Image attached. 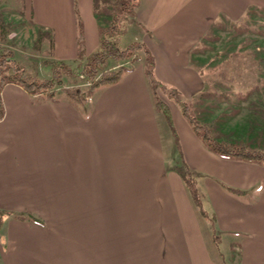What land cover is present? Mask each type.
<instances>
[{"label": "crops", "instance_id": "obj_1", "mask_svg": "<svg viewBox=\"0 0 264 264\" xmlns=\"http://www.w3.org/2000/svg\"><path fill=\"white\" fill-rule=\"evenodd\" d=\"M96 1L77 0L80 48L74 0H29L53 61L99 48ZM250 10L264 14V0H138L139 49L152 55L169 118L146 60L83 104L3 86L0 264H264V163L214 152L177 108L188 104L230 135L234 103L264 101V87L208 84L195 63L212 33ZM183 167L201 177L197 196ZM68 204L77 227L71 213L59 215Z\"/></svg>", "mask_w": 264, "mask_h": 264}, {"label": "rangeland", "instance_id": "obj_2", "mask_svg": "<svg viewBox=\"0 0 264 264\" xmlns=\"http://www.w3.org/2000/svg\"><path fill=\"white\" fill-rule=\"evenodd\" d=\"M120 1H96V11L100 16L102 26H105L116 14L121 15L125 12L124 5H121ZM28 4L29 0H0V19L9 25H7V31L9 32L6 37H4L6 33H0V45L9 47L13 51L14 57L25 66L29 73L37 75L39 78H49L52 75L55 64L52 57V41L50 34L41 33V29L34 26L33 20L28 18ZM248 18L244 17L240 21L229 22V25L221 31L212 33L214 36L213 40L216 39L215 42L209 43L211 50L200 59H195V63L204 71L205 75L203 77L208 84L230 83L264 87V17ZM120 28L123 31L120 37L122 47H126L133 42H136L139 46L142 45L138 39V26L132 17L128 15L122 17ZM1 34L4 36L2 37ZM212 48L214 52H212ZM83 57L87 58V56ZM144 60L146 59L143 49H138L137 57L130 62H125V64L129 70L141 66ZM84 62L78 60L74 63H67L72 68L80 69ZM84 81L85 79L82 78L81 73L80 75L63 76L65 86H87ZM165 92L160 87L156 89L155 96L158 108H160L161 100L163 102L168 100L165 97ZM41 94L51 99H61L63 97L68 99L65 91L61 88H57L53 95L48 92ZM253 101L234 103V108H237L234 109L236 111L233 118L234 131L232 130L230 135L223 128V131L220 128L219 131L223 136L234 140L246 139L251 145L264 147V101L260 100L259 97H256ZM177 108L184 114L181 103H178ZM162 117L161 121L163 122ZM190 117L195 121L200 120L201 122L212 118L211 116H204L203 118L197 115L194 110L191 111ZM225 130L227 129L225 128ZM177 160H180L179 157H176ZM172 164H175V159L172 160ZM178 166H182L181 161ZM183 168L186 170L185 167ZM71 174L72 172H68V175ZM186 176L191 178L193 185L191 191L194 196H197V184L201 178L200 175L197 171H193L192 176H190L189 172L186 173ZM111 197L113 198V196ZM68 212L72 214V227H77L78 214L76 206L73 204L72 213V204L66 205L65 209L59 212V215H67L66 213ZM79 238L77 233L72 232V242ZM73 250L74 244L72 246V255ZM75 258L76 256L74 260Z\"/></svg>", "mask_w": 264, "mask_h": 264}, {"label": "trees", "instance_id": "obj_3", "mask_svg": "<svg viewBox=\"0 0 264 264\" xmlns=\"http://www.w3.org/2000/svg\"><path fill=\"white\" fill-rule=\"evenodd\" d=\"M120 4L124 5L125 12L121 15L116 14L105 26L100 25V46L96 51L88 55L87 58H84L82 54L81 60L85 62L81 65L80 69L70 67L69 63L65 61H53L55 64L51 77L39 78L37 75H33L27 71L25 66L14 57L13 51L9 47L0 45V119L4 116L5 111L2 88L8 82L21 84L32 93L48 92L53 95L57 88H61L65 91L66 97L77 104L85 103L98 88L119 82L128 70L125 62H130L137 57V50L140 48L136 42L122 47L120 40L123 34L120 28L121 19L127 15L132 18L136 15L138 0H121ZM74 9L78 20V42L80 48H82L83 21L78 9L77 0H74ZM256 16L264 17V14L263 12L258 13L250 10L245 17L255 18ZM7 25L8 23L0 19V33H6L5 36L1 34L2 37L8 35L9 31L7 29L9 25ZM40 31L41 33H46L42 30ZM143 51L146 58V74L154 93H156V89L158 87L161 88L162 83L154 75V60L150 51L146 48ZM80 73L82 78L85 79L84 82L87 86L64 85V75L72 76L80 75ZM176 99L179 100V98ZM181 104L184 114L191 122L193 128L211 150L226 157L264 163V147L251 145L246 139L234 140L223 136L218 127L213 125V120L195 121L190 117L191 112L189 111L188 104L184 102H181ZM163 105L164 102L161 100L160 107H163ZM163 109L166 110L165 107ZM166 113L169 116L167 110ZM187 172L188 170L181 168V174L185 180L192 183L191 178L186 176ZM1 223L2 218L0 216V226Z\"/></svg>", "mask_w": 264, "mask_h": 264}]
</instances>
